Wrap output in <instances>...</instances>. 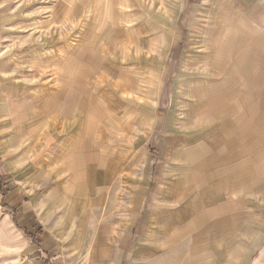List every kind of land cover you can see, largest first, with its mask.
<instances>
[{"label": "rangeland", "instance_id": "rangeland-1", "mask_svg": "<svg viewBox=\"0 0 264 264\" xmlns=\"http://www.w3.org/2000/svg\"><path fill=\"white\" fill-rule=\"evenodd\" d=\"M129 206L171 264H264V0H0V264Z\"/></svg>", "mask_w": 264, "mask_h": 264}, {"label": "crops", "instance_id": "crops-1", "mask_svg": "<svg viewBox=\"0 0 264 264\" xmlns=\"http://www.w3.org/2000/svg\"><path fill=\"white\" fill-rule=\"evenodd\" d=\"M105 54V52L104 55L102 53L103 59L106 58ZM95 61L96 59L93 61L94 64ZM79 70L83 74V67H80ZM104 72H108V70L105 69ZM71 82L73 83V81ZM96 199L93 197V200ZM143 213L146 211L138 207H125L121 213L122 216H119L115 222L112 221L114 223H108L102 227L101 233L90 234L80 239L82 243V257L79 256L82 258V262L80 264H83L85 259H87V264H171L169 260H165V250H171V247L166 244L169 242L168 235L164 236V230L167 229L165 227L170 226L171 220L163 221V218H151L147 213L143 216ZM21 229L24 233L27 231V237L35 243L32 251L37 252L41 258L38 264H50L48 259H52V254L56 249L50 250L44 243H49L51 248L53 241H50V238L53 236L56 239L55 246L57 248L58 240L55 235L48 229H44L38 218L24 221ZM174 239L176 240V238ZM188 242L189 239L184 243L190 253H196L193 250L201 248L196 244L192 249V245H189ZM30 263L33 264V262L28 264Z\"/></svg>", "mask_w": 264, "mask_h": 264}, {"label": "trees", "instance_id": "trees-1", "mask_svg": "<svg viewBox=\"0 0 264 264\" xmlns=\"http://www.w3.org/2000/svg\"><path fill=\"white\" fill-rule=\"evenodd\" d=\"M15 215V214H14ZM15 217H16V215H15ZM14 217V219L16 220V218ZM26 233H27V231H26Z\"/></svg>", "mask_w": 264, "mask_h": 264}]
</instances>
